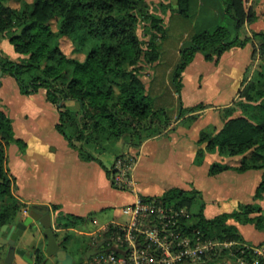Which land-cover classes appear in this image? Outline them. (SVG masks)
I'll return each instance as SVG.
<instances>
[{
	"label": "trees",
	"instance_id": "1",
	"mask_svg": "<svg viewBox=\"0 0 264 264\" xmlns=\"http://www.w3.org/2000/svg\"><path fill=\"white\" fill-rule=\"evenodd\" d=\"M222 1L226 4V14L234 20L232 27L219 25L195 32L179 49V59L172 70V83L180 104L179 120L196 119L200 111L212 106L203 102L184 106L182 100L184 72L197 52L201 51L208 61H219L226 51L243 48L260 38L253 54L258 53L264 60V31L240 38L244 25L254 20L243 18L242 0ZM13 2L18 6H13ZM162 5L171 13L191 15V0H169ZM55 19H59L57 30L52 27ZM168 36L164 18L151 12L149 0H0V38L9 39L15 51L24 55L19 61L0 56V72L14 77L24 95L44 90L47 101L59 112L57 131L78 152L80 159L99 163L114 187L118 159L136 160L137 154L133 151L139 150L146 140L168 136L176 129L173 122L177 120L168 110L153 104L154 96L143 77L147 66L160 62L162 44ZM62 37L80 46L93 40L94 45L86 59L80 61L62 49ZM226 114V122L218 132H201L195 163L201 165L207 151H219L244 155V158L240 166L212 163L208 171L211 176L231 169L242 173L263 168V70L252 76L246 74L238 100L226 107ZM0 135V193L12 200L11 205L0 211L1 227L14 223L19 213V199L11 192L16 178L8 175L4 168L8 160L6 146L15 142L23 148L26 144L15 137L12 118L3 110H0ZM106 155L112 156L111 165L105 163ZM142 197L155 199L160 205H174L177 209L184 202L200 200L199 210L181 221V225L186 234H194L202 240L215 236L225 242L241 240L237 226L228 222L230 219L264 228L263 207L259 202L240 203L234 211L209 218L198 189L173 187L159 196ZM255 199H264V172L256 187ZM83 220L80 216L61 215L57 227H72ZM112 229L110 226L109 231ZM109 231L105 233L107 236ZM73 237L67 232L64 244ZM91 246L92 241L84 239L82 248L77 251L78 257L84 256Z\"/></svg>",
	"mask_w": 264,
	"mask_h": 264
},
{
	"label": "rangeland",
	"instance_id": "2",
	"mask_svg": "<svg viewBox=\"0 0 264 264\" xmlns=\"http://www.w3.org/2000/svg\"><path fill=\"white\" fill-rule=\"evenodd\" d=\"M149 1L151 2L152 13L158 15H160V13H168L165 9V5H162V1ZM242 3L244 10L243 18L247 20L250 18L254 19L252 22H247L242 28L240 38L244 39L246 36H251L256 31H264V0H242ZM12 5L18 6L15 2H13ZM195 7L196 1L194 0L190 12H192ZM58 22L59 19L52 21V27L54 29L57 28ZM230 23H234V20L229 14H226L224 18L220 20V25L230 27ZM188 30L189 27L185 29L184 27H179L177 25L170 27V31L168 32L169 36L162 44V57L160 62L155 66H147L143 73V77L152 95L155 94L153 104L155 106L165 107L172 118L177 120L176 122H173L176 129L179 128L180 132L186 134L192 140L196 138L195 140L197 143L201 136V132L215 134L223 128L227 119L226 107L238 100V92L241 89V82L243 78L246 74L252 76L258 71H264V60L258 53L253 54L255 50L254 47H257L261 42L260 38H255L253 39V42L247 44V52L250 54V59L248 64L244 67L243 76L240 72L241 70L236 68L237 66L231 67L226 62H224L221 66H215L214 64L218 63V61L214 60L211 62V65V63L204 61L201 57L202 52L199 51V57H195L193 63L190 64V67L187 68L185 72V88L183 90L184 103L185 106H192L199 102H206L208 105H210L209 103L215 104H211V107L200 111L196 119H188L185 117L179 120V97L172 83V71H170V69L173 70L172 68L175 67L179 59L178 52L181 48L180 45L182 46L181 43H185V31ZM140 34L142 36L144 35L142 28L140 29ZM9 44L12 47L3 46V52L9 59H15V49L12 43ZM93 45V40H90L85 45L80 46L69 39H65L63 40L61 47L69 56L81 58L82 54L87 53ZM242 58L243 57L240 59ZM210 68L214 69L210 72ZM10 81L13 83L11 85L8 84L6 97L9 98L10 103H14V108L19 107V109H22V103L16 101L15 99V90L19 92L18 85L13 77H11ZM19 120L20 119L15 116L17 124ZM38 120L39 119H35V121ZM48 130L50 131V128ZM48 130L42 127V132L45 133V137H48L49 135ZM17 146L18 145H16V143H11L6 146L8 164L5 163L4 168L5 170H8V175L14 176L11 172L15 173L17 176L16 179L20 185L22 183L21 172H30L32 168L29 166L25 169L24 163L19 156ZM188 146L189 144L186 142H178L176 146L174 145L176 155L178 156L176 158L183 165H186V159L193 155L191 154L193 153L192 149L188 148ZM198 148L199 145L197 144L196 150ZM243 158L244 155L233 156L229 153L221 154L219 151H207L203 161V166L200 167L197 172H194L191 167H188L189 172H183L185 175L187 174L195 177L204 190L205 199H203L206 204L205 214L207 217L211 218L223 212L234 211L238 208L240 203L250 202H259L263 207L264 214V199H255V190L262 179L264 167L250 169L242 173L235 169H231L215 176L208 174L209 167L212 163H225L231 166H240ZM111 159V155H106L104 157V161L107 165H111ZM260 164L261 163H259V165ZM9 168L11 169V172ZM36 171L37 169L34 171L31 170V172ZM155 173L160 176L164 174V172ZM145 191L153 193L158 190L149 189ZM11 192L14 197L19 199V203L17 205L18 211L27 210L30 205L24 203L19 198L20 196L15 181H12ZM11 203L12 200L8 197V195L0 193V211L4 208V206L11 205ZM200 203V200L194 203L184 202L181 206L184 211V216L182 215L179 218L180 225L181 221L189 219L190 214L199 210ZM172 207H174V205ZM112 210L113 209L104 210L94 214L87 227H78L75 230H67V232L74 235L73 239L68 244L69 246H67L73 257L76 259L79 258L77 251L82 248L84 239L90 238V235L80 233L79 230L90 232L99 228L104 223L103 219L108 214H112ZM118 213L120 215L122 214L123 220L127 219L122 210L119 209ZM96 221L97 223H95ZM228 222L237 226L242 237L241 240L225 242L221 241L217 236L207 240H202L199 236L187 234L188 244L182 247L173 245V253L176 254L181 249H188L189 252H192L191 255H189L187 264H264V251L262 253H257L255 251L257 248H264V228H257L254 223H243L234 219H230ZM53 227L60 242L64 244L66 235L63 231L57 230V217L54 220ZM181 228L183 229L182 225ZM46 243L47 240L42 229H37L35 234L29 230L26 231L17 241V246L25 248L27 252L39 247V249L43 251V256L48 258L49 263L56 264V258L53 255L47 254L45 251ZM7 252V246H2L0 248V264H6L5 258L7 256ZM90 259L83 264H90ZM242 260L244 263H242ZM14 264L30 263L25 260L23 256L17 254Z\"/></svg>",
	"mask_w": 264,
	"mask_h": 264
},
{
	"label": "crops",
	"instance_id": "3",
	"mask_svg": "<svg viewBox=\"0 0 264 264\" xmlns=\"http://www.w3.org/2000/svg\"><path fill=\"white\" fill-rule=\"evenodd\" d=\"M159 1L169 2V0ZM195 1L196 7L192 10L190 17H184L170 11L166 14L160 13L165 20L168 32L173 25L184 27V29L189 27V30L185 31V43L189 42L190 37L195 32L214 29L219 26L220 20L226 15V4L222 0ZM193 2L194 0H191V7ZM231 25L233 23H230V27ZM57 29L58 26L54 30ZM65 39L71 40L68 37H62L60 39L61 46ZM9 43V39L0 38V55L2 57L8 58L3 52V46L12 47ZM181 44L183 45V43ZM87 53H83L81 58L72 57L84 61ZM23 57L24 55L16 52L15 59L11 60L19 61ZM195 57H199V52L196 53ZM201 57L204 61L212 62L206 60L203 53ZM241 57H243V60L240 59ZM249 59L250 54L247 52V45L243 48L234 47L226 51L218 63L214 65L221 66L226 62L231 67L237 66L236 68L241 70L243 76L244 67L248 64ZM189 67L190 65L187 68ZM212 69L214 68H210V72ZM170 71L172 70L170 69ZM11 77L10 75H4L0 79V110H3L12 118L15 137L22 139L26 144L23 149L16 143L25 169L29 166L33 171L37 169L36 172H31V170L30 172H21L22 183L20 185L16 179L19 198L29 205L48 206L53 214V223L57 217V225L61 215L71 214L84 218L82 222L75 226L56 227L57 230L63 231L66 235L67 230L87 227L94 214L113 209L112 214H108L103 219L104 223L99 228L90 232L79 230L80 233L90 235L89 239L92 241L93 246L102 241L101 236L107 228L123 221L122 214L118 213L119 209L122 210L124 206L132 204L139 196H159L170 188L178 187L187 190L198 189L205 199L204 190L197 179L183 174V172H189L188 167L197 172L203 166V163L201 165L195 163L196 138L190 139L177 128L168 136L146 140L139 150L133 151L137 154V159L131 174L132 186L123 189L114 187L112 179L99 163L80 159L78 152L71 148L64 136L57 131L56 124L59 121V112L51 102L47 101L43 89L36 94L24 95L18 86L19 92L15 90V99L22 103V109H19V107L14 108V103H10L9 98L6 97L8 84L13 83L10 81ZM184 88L185 83L182 89L183 103ZM15 116L20 119L18 124L15 121ZM35 119L39 120L35 121ZM42 127L47 130L50 128L48 137L44 136L45 133L42 132ZM178 142H186L189 144L188 148L193 151L191 153L193 155L186 159V165H183L176 158L178 156L174 145L176 146ZM155 172H164V174L160 176L156 175ZM11 173L15 178L17 177L15 173ZM149 189L158 191L153 193L145 191ZM55 206H57V209H54ZM68 244L67 246H69Z\"/></svg>",
	"mask_w": 264,
	"mask_h": 264
},
{
	"label": "built area",
	"instance_id": "4",
	"mask_svg": "<svg viewBox=\"0 0 264 264\" xmlns=\"http://www.w3.org/2000/svg\"><path fill=\"white\" fill-rule=\"evenodd\" d=\"M136 160L118 159L114 185L128 188L133 184L132 170ZM126 220L107 228L101 236V251L93 255L90 264H187L188 249L173 253V245L186 246L188 235L181 228L179 218L183 209L160 205L155 199L139 196L122 209ZM109 231V236L105 233ZM262 253L264 248L255 249ZM242 263L244 261L242 260Z\"/></svg>",
	"mask_w": 264,
	"mask_h": 264
},
{
	"label": "water",
	"instance_id": "5",
	"mask_svg": "<svg viewBox=\"0 0 264 264\" xmlns=\"http://www.w3.org/2000/svg\"><path fill=\"white\" fill-rule=\"evenodd\" d=\"M2 72H0V77ZM1 84V82H0ZM32 210L36 214L28 216L24 221H19L16 225L12 226L8 236L2 237L4 230L7 226H4L0 231V242L9 244V250L5 258L6 264H14V260L17 254L21 255L29 263H33L31 254L28 255L25 248L18 247L16 240L19 236L23 235L24 232L32 225L33 222L38 221L44 227V234L47 237V252L49 255H56L60 264H83L86 263L93 255L101 251L100 247L104 241H100L93 245L84 256H80L75 259L65 248L61 247L57 241L56 232L53 227V214L51 209L46 205L32 204ZM16 229V230H15ZM66 259L68 262H66Z\"/></svg>",
	"mask_w": 264,
	"mask_h": 264
},
{
	"label": "flooded vegetation",
	"instance_id": "6",
	"mask_svg": "<svg viewBox=\"0 0 264 264\" xmlns=\"http://www.w3.org/2000/svg\"><path fill=\"white\" fill-rule=\"evenodd\" d=\"M2 76H3V75H2ZM2 76H1V77H2ZM32 214H36V213L32 210V207H31V205H30V206L28 207L27 210H22V211H20V212L18 213V215H17V217H16V221H15L14 223H11V224H10V223H5V224H3V225L0 227V231L2 230V228H3L4 226H7V228L4 230V232H3V234H2V237H3V238H6V237L8 236V234H9V232H10L12 226L16 225L19 221H24L28 216H30V215H32ZM37 229H42L43 234H44V227H43L42 224H41L40 222H38V221L33 222L32 225H31L26 231L29 230L30 232H33V233L35 234V231H36ZM15 230H16V229H15ZM26 231H25V232H26ZM25 232H24V233H25ZM23 235H24V234H23ZM23 235H21V236H19V237L17 238V240H16V245H17V241H18ZM44 235H45V234H44ZM56 237H57V241L59 242L60 246L63 247V248H65V249H66V250L72 255V253H71L70 250L68 249L67 245L62 244V243L60 242L57 233H56ZM45 238H46V240H47V237H46V236H45ZM47 243H48V240H47ZM47 243H46V246H45V251H46V253L48 254V252H47ZM2 246H7L8 250H9V244H6V243H4V242H0V248H1ZM21 248H23V247H21ZM7 253H8V252H7ZM27 254H28V255L31 254V258H32V260H33V263H30V264H36L37 262H38L39 264H53V263H49L48 258H45V257L43 256V251H39V247H36L35 249H33V250L27 252ZM53 256L56 258V264H60L59 261H58V258L56 257V255H53ZM72 256H73V255H72ZM23 258H24V257H23ZM74 258H75V257H74ZM75 259H76V258H75ZM25 260H26V259H25ZM66 262H68L67 259H66Z\"/></svg>",
	"mask_w": 264,
	"mask_h": 264
}]
</instances>
